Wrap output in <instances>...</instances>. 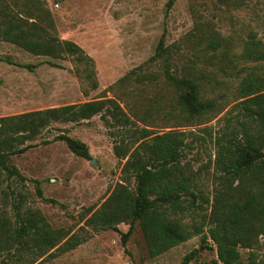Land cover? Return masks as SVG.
Returning a JSON list of instances; mask_svg holds the SVG:
<instances>
[{
    "label": "rangeland",
    "instance_id": "rangeland-1",
    "mask_svg": "<svg viewBox=\"0 0 264 264\" xmlns=\"http://www.w3.org/2000/svg\"><path fill=\"white\" fill-rule=\"evenodd\" d=\"M43 1L52 14L56 37L74 42L92 59L97 89L87 88L76 74L84 65H77L70 56L61 59L34 56L0 41V117L81 104L106 96L133 115L140 128L155 133L175 129L189 134L187 143L193 140L194 143L187 160L192 161L195 169L210 167L216 151L213 141L224 130L226 120L237 112L231 110L236 103L237 86V78L231 75L255 67L264 77V61L243 62L232 58L235 68L223 73L217 66L221 53L216 54L215 66L206 67L204 72L213 79L209 96L221 103L223 111L211 121L186 123L178 116L167 75L177 78L183 75L186 63L192 59L187 37L195 34L199 25L210 24L224 38L231 39L236 45L235 55L240 53L250 32L264 42V0H242L240 6L219 0H176L170 9L166 6L168 0ZM160 41L166 52L151 60ZM25 65L33 69L23 68ZM202 67L197 65V69ZM137 75L146 78L137 80ZM126 76L130 79L120 83ZM83 90L87 91L86 95ZM61 134L87 145L95 162L75 156L64 142L53 140ZM32 143L37 145L24 154L10 157L8 164L25 181L17 178L3 181L0 213L14 221L13 205L21 194L22 211L37 210L51 228L63 229L69 235L81 236L86 232L90 235L77 248L35 264H181L183 257L195 249L198 251L190 264H221L210 239L207 242L211 249H199L201 236L150 258L137 224L125 243L121 234L128 233V225L119 224L117 231L97 233L85 225L91 212L100 207L120 182L124 163L115 157L114 137L99 116L77 124L53 123ZM3 178H6L4 174ZM210 203L211 198L204 206L207 212ZM239 252L242 264H264V235L253 249L240 248Z\"/></svg>",
    "mask_w": 264,
    "mask_h": 264
},
{
    "label": "trees",
    "instance_id": "trees-1",
    "mask_svg": "<svg viewBox=\"0 0 264 264\" xmlns=\"http://www.w3.org/2000/svg\"><path fill=\"white\" fill-rule=\"evenodd\" d=\"M175 1L168 0L167 8ZM219 1L240 6L242 0ZM0 41L34 56H70L77 65H84L82 71L76 70L78 77L88 89H97L92 59L74 42L56 37L52 14L43 0H0ZM235 46L210 24L197 26L195 34L187 37L192 59L180 78L167 75L175 94L174 108L184 122L211 121L223 111L221 103L209 96L213 79L204 72L206 67L215 66L213 58L217 53H221L217 66L223 73L235 68L234 58L264 61V42L254 32L243 41L238 55L233 52ZM164 52L166 48L160 41L151 60ZM200 64L203 67L197 69ZM23 68L31 71L33 66ZM256 71L255 67L245 68L231 75L237 78L236 103L231 110L237 112L226 120L224 130L213 141L216 151L210 167L195 169L187 160L194 140L187 143L186 132L172 129L155 133L140 128L134 116L128 115L115 99L102 96L81 104L0 117V185L12 178L25 181L8 164L10 157L35 147L37 144L32 142L51 124H77L99 116L114 137L115 157L124 163L120 182L99 208L89 211L85 225L93 233L117 231L119 224L128 225V233L121 234L125 243L137 224L150 258L201 236L199 249H211L207 242L210 239L221 264H242L239 249H253L264 235V77ZM128 79L126 76L119 82ZM83 93L86 95L87 91ZM53 140L64 142L75 156L91 160L83 142L63 134ZM209 194L207 212L204 206L210 202ZM38 195L42 196L40 191ZM18 196L20 199L13 205L14 221L0 213V264H35L73 250L89 239L87 232L78 236L51 228L37 210L22 211L23 198ZM187 217L190 222L184 221ZM197 251L186 254L181 264H190Z\"/></svg>",
    "mask_w": 264,
    "mask_h": 264
},
{
    "label": "water",
    "instance_id": "water-1",
    "mask_svg": "<svg viewBox=\"0 0 264 264\" xmlns=\"http://www.w3.org/2000/svg\"><path fill=\"white\" fill-rule=\"evenodd\" d=\"M91 162H92V163H94V162H95V160H94V159H92V160H91Z\"/></svg>",
    "mask_w": 264,
    "mask_h": 264
}]
</instances>
